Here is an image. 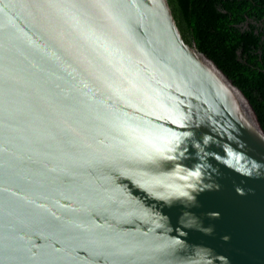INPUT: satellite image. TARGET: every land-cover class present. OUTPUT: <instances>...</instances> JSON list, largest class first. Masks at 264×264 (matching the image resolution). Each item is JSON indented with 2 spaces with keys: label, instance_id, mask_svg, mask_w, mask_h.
<instances>
[{
  "label": "water",
  "instance_id": "obj_1",
  "mask_svg": "<svg viewBox=\"0 0 264 264\" xmlns=\"http://www.w3.org/2000/svg\"><path fill=\"white\" fill-rule=\"evenodd\" d=\"M0 264H264V131L168 0H0Z\"/></svg>",
  "mask_w": 264,
  "mask_h": 264
},
{
  "label": "trees",
  "instance_id": "obj_2",
  "mask_svg": "<svg viewBox=\"0 0 264 264\" xmlns=\"http://www.w3.org/2000/svg\"><path fill=\"white\" fill-rule=\"evenodd\" d=\"M184 41L229 78L264 131V0H168Z\"/></svg>",
  "mask_w": 264,
  "mask_h": 264
}]
</instances>
